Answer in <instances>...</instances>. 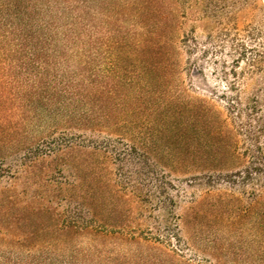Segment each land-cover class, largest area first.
<instances>
[{
  "label": "trees",
  "instance_id": "trees-1",
  "mask_svg": "<svg viewBox=\"0 0 264 264\" xmlns=\"http://www.w3.org/2000/svg\"><path fill=\"white\" fill-rule=\"evenodd\" d=\"M112 1L146 3L0 0V264H222L199 253L207 195L176 213L165 168L232 170L242 155L216 110L170 94L168 16L134 14L142 30L120 27L109 60Z\"/></svg>",
  "mask_w": 264,
  "mask_h": 264
},
{
  "label": "rangeland",
  "instance_id": "rangeland-1",
  "mask_svg": "<svg viewBox=\"0 0 264 264\" xmlns=\"http://www.w3.org/2000/svg\"><path fill=\"white\" fill-rule=\"evenodd\" d=\"M139 5L131 2L130 13L116 3L109 12L107 28L100 33L103 36L106 31L110 39L109 60L120 27L142 30L140 17L134 14L155 8L168 16L165 25L174 47L170 94L185 101L203 100L216 110L221 124L231 132L228 138L242 155L232 170L204 173L165 168L171 181L168 193L176 200L168 206L184 214L193 196L207 195L209 212L199 225L205 251L200 255L214 262L213 256L219 255L222 264H264L258 258L264 242V230L260 233L264 224V159L258 152L262 149L264 153V0H146L144 9L137 11ZM101 20L102 13L98 24ZM201 135L200 141H217ZM200 153L211 157L222 154L214 148ZM167 154L173 157L182 152L173 149ZM116 163L109 164V169L116 171ZM193 175L199 178L192 181ZM216 202L221 205L218 213L212 206Z\"/></svg>",
  "mask_w": 264,
  "mask_h": 264
}]
</instances>
